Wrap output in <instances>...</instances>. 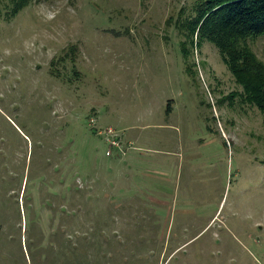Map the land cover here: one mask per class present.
<instances>
[{"label":"rangeland","instance_id":"374dc122","mask_svg":"<svg viewBox=\"0 0 264 264\" xmlns=\"http://www.w3.org/2000/svg\"><path fill=\"white\" fill-rule=\"evenodd\" d=\"M200 1L0 0V264H264V114Z\"/></svg>","mask_w":264,"mask_h":264},{"label":"trees","instance_id":"16d2710c","mask_svg":"<svg viewBox=\"0 0 264 264\" xmlns=\"http://www.w3.org/2000/svg\"><path fill=\"white\" fill-rule=\"evenodd\" d=\"M28 1L14 2L7 18L14 16ZM190 24L186 28L192 45H199L201 40L213 43L242 87V102L256 106L264 114V63L249 43L264 36V0H201ZM76 47L71 44L68 49Z\"/></svg>","mask_w":264,"mask_h":264},{"label":"crops","instance_id":"0c3cea01","mask_svg":"<svg viewBox=\"0 0 264 264\" xmlns=\"http://www.w3.org/2000/svg\"><path fill=\"white\" fill-rule=\"evenodd\" d=\"M113 170H116L115 176L112 177V179L109 181V184L113 186V190H115L116 188H118V185L122 184L124 186L123 188H119L117 190V193L121 194L120 192L125 193V195L127 194L128 196L131 194L128 192V190L125 188V170L124 167L121 166L120 163H116L113 167ZM124 195V194H123Z\"/></svg>","mask_w":264,"mask_h":264},{"label":"built area","instance_id":"2783aa9c","mask_svg":"<svg viewBox=\"0 0 264 264\" xmlns=\"http://www.w3.org/2000/svg\"><path fill=\"white\" fill-rule=\"evenodd\" d=\"M98 134L105 136V139L109 144V150H107L106 154L111 155L112 154L111 148L118 147L120 145V141L116 134L115 129L109 126L105 129H99Z\"/></svg>","mask_w":264,"mask_h":264}]
</instances>
